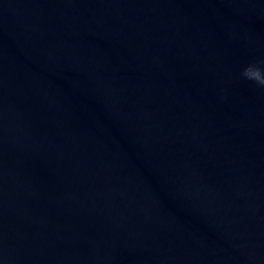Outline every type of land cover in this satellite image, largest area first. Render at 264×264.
Returning <instances> with one entry per match:
<instances>
[{
    "label": "water",
    "instance_id": "1",
    "mask_svg": "<svg viewBox=\"0 0 264 264\" xmlns=\"http://www.w3.org/2000/svg\"><path fill=\"white\" fill-rule=\"evenodd\" d=\"M260 59L264 0H0V264H264Z\"/></svg>",
    "mask_w": 264,
    "mask_h": 264
},
{
    "label": "clouds",
    "instance_id": "2",
    "mask_svg": "<svg viewBox=\"0 0 264 264\" xmlns=\"http://www.w3.org/2000/svg\"><path fill=\"white\" fill-rule=\"evenodd\" d=\"M240 76L242 79L254 84L257 89L264 91V59L249 64L242 70Z\"/></svg>",
    "mask_w": 264,
    "mask_h": 264
}]
</instances>
